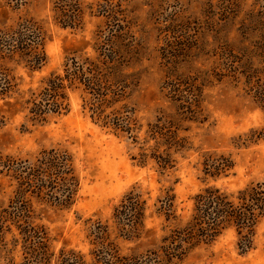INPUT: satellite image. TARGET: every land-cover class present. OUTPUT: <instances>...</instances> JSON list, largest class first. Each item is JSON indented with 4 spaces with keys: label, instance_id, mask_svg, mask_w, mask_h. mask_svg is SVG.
I'll use <instances>...</instances> for the list:
<instances>
[{
    "label": "rangeland",
    "instance_id": "374dc122",
    "mask_svg": "<svg viewBox=\"0 0 264 264\" xmlns=\"http://www.w3.org/2000/svg\"><path fill=\"white\" fill-rule=\"evenodd\" d=\"M52 1L17 0V8H12L14 2L7 6L8 0H0V27L19 17L33 18L44 30L47 55L38 71L17 67L16 89L8 98H0V156L5 162L34 165L51 151L64 154L71 161L77 190L71 204L63 207L37 197L34 188H21L13 166H0V207L20 191V199L31 205L54 252L64 248L85 254L92 247V224L106 225L113 238L114 210L134 191L145 201L143 223L137 230L140 237L117 242L121 249L138 245L141 251L186 225L193 198L204 188L216 187L235 196L247 185L264 182V141H247L252 130L263 127L264 112L252 102L244 76L227 70L246 69L247 54L259 52L254 42L264 37V0H79L84 22L78 29L55 21ZM106 40L115 43L123 66L121 85L113 88L120 94L116 102L102 106L104 115L115 110L128 116L139 143L148 124L159 119L177 123L166 76L171 73L182 81L197 77L195 83L203 84L201 114L181 125L185 130L178 132L181 146L171 153L172 168L160 170L150 159L141 164L139 145L130 136L102 127L91 116L90 96L81 86L67 91L69 111L49 115L44 123L31 122L27 110L20 108L19 101L43 77L61 74L69 57L94 58ZM252 67L260 68L258 58L252 59ZM209 155L230 159L232 169L217 177L205 175L203 159ZM166 196H172L169 218L158 210ZM252 239L251 248L242 251L239 236L228 229L211 243L193 248L182 264H264V218ZM19 261L15 254V264ZM0 264H7L1 255Z\"/></svg>",
    "mask_w": 264,
    "mask_h": 264
},
{
    "label": "trees",
    "instance_id": "16d2710c",
    "mask_svg": "<svg viewBox=\"0 0 264 264\" xmlns=\"http://www.w3.org/2000/svg\"><path fill=\"white\" fill-rule=\"evenodd\" d=\"M16 1L8 0L7 6L14 2L12 8H17L19 3ZM52 12L55 21L63 27L78 29L83 25L84 9L79 0H53ZM254 44L259 52L256 50L247 54L246 69L227 67V70L244 76L252 102L264 112V37L261 36L260 41ZM117 49L113 41L109 44L106 40L97 47L94 58L69 57L61 74L51 72L43 77L40 85L30 90L26 99L19 101V106L27 110L31 122L41 124L49 115L67 113V91L81 86L90 96L88 111L91 116H96L95 120L102 127L130 136L133 143L139 145L141 164L150 159L160 170L170 169L174 165L171 153L181 146L178 132L185 130L181 125L196 121L197 115L201 114L200 89L203 84L195 83L197 77L182 81L171 73L170 77L166 76L167 94L171 105L176 108L177 123L171 125V119H159L155 124H148L139 143L132 135L136 130L135 123L128 116L115 110L104 115L105 109L102 108L105 104L107 107L112 104L111 101L116 102L115 96L120 94L118 89L113 90L122 81L123 63H120L122 59ZM254 57L258 58L260 68L252 67ZM46 61L44 30L38 21L31 17H19L14 24L0 27V98H8L16 89L15 80L18 78L14 72L17 67L34 72L40 70ZM222 74L217 76L223 77ZM259 140L264 141V125L252 130L247 141L256 143ZM149 142L153 145L146 146ZM203 161V173L210 177L232 169V162L226 157L213 158L209 155ZM0 166H13L21 188H34V195L49 198L57 205L68 207L76 193L77 178L70 159L64 154L51 151L34 165L5 162L0 156ZM21 195L18 191L13 201L0 207V255L7 264H15V254L19 256L18 264H182L193 248L211 243L228 229H234L239 236L240 249L249 250L255 228L264 218V182L247 185L235 196L216 187H206L194 196L192 213L186 225L171 230L159 243H152L141 251L138 245L121 249L117 240L139 239L137 230L144 219L145 201L140 193L130 191L114 210L116 231L113 238L107 226L97 221L89 229L92 247L87 253L64 248L54 252L45 228L36 223L37 216L28 201L20 199ZM159 202L158 210L165 211V216L169 218L172 196H166Z\"/></svg>",
    "mask_w": 264,
    "mask_h": 264
}]
</instances>
